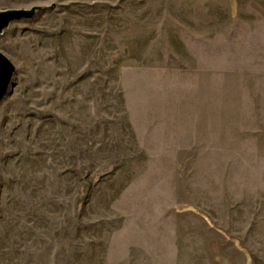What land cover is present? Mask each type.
I'll list each match as a JSON object with an SVG mask.
<instances>
[{
	"label": "rangeland",
	"instance_id": "rangeland-1",
	"mask_svg": "<svg viewBox=\"0 0 264 264\" xmlns=\"http://www.w3.org/2000/svg\"><path fill=\"white\" fill-rule=\"evenodd\" d=\"M0 264H264V0H0Z\"/></svg>",
	"mask_w": 264,
	"mask_h": 264
},
{
	"label": "water",
	"instance_id": "water-1",
	"mask_svg": "<svg viewBox=\"0 0 264 264\" xmlns=\"http://www.w3.org/2000/svg\"><path fill=\"white\" fill-rule=\"evenodd\" d=\"M39 9H41L40 6H33L30 9L0 10V35L12 22L30 19ZM14 72L15 67L13 63L8 57L0 52V102L8 94Z\"/></svg>",
	"mask_w": 264,
	"mask_h": 264
}]
</instances>
